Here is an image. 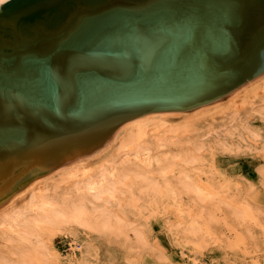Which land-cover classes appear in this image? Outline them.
Instances as JSON below:
<instances>
[{"label":"bare ground","instance_id":"1","mask_svg":"<svg viewBox=\"0 0 264 264\" xmlns=\"http://www.w3.org/2000/svg\"><path fill=\"white\" fill-rule=\"evenodd\" d=\"M225 9L231 21L215 22L230 32L246 9ZM220 23L204 24L200 33L179 27L177 36L139 30L136 50L126 47L121 57L59 56L52 68L60 86L55 113L15 91L10 98L0 91V161L17 166L23 161L14 156L20 155L49 166L28 179L9 175L12 164L0 171L2 182L13 185L0 200V264H56L54 236L94 220L103 229H128L133 242L127 250L141 252L150 240L146 221L169 209L171 235L194 251L205 243L225 249L238 230L252 238L255 229H264V207L251 189L246 196L226 194L230 189L214 180L205 157L264 145V133L250 124L254 116L264 121V31L236 60L213 70L200 64L201 51L215 40ZM49 46L54 44L40 52L48 53ZM88 67L133 78L100 105L82 108L73 73ZM9 127L23 129L24 137L13 140ZM228 222L236 224L226 228L228 237L214 231V224ZM73 247L74 264H92L83 244ZM130 263L140 264L136 258Z\"/></svg>","mask_w":264,"mask_h":264},{"label":"water","instance_id":"2","mask_svg":"<svg viewBox=\"0 0 264 264\" xmlns=\"http://www.w3.org/2000/svg\"><path fill=\"white\" fill-rule=\"evenodd\" d=\"M228 6L237 12L238 8L246 9L239 25L232 26L235 28L230 32L221 28V23L231 21L226 20L227 14H231L225 9ZM234 18L237 23L238 17ZM219 23L215 40L201 51L200 64L213 70L236 60L253 36L264 31V0H11L0 9V91L6 92L8 98L15 91L28 104H41L55 113L60 86L52 75V68L63 54L121 57L126 47L136 50L134 42L139 30L147 36L156 33L177 36L179 27L200 33L204 24L211 28ZM49 43L54 44L49 46V52H40ZM29 49L33 50L28 52ZM134 66L147 73L139 64ZM73 75L82 108L100 105L114 95L119 83L133 78V75L118 78L106 69L93 67L78 69ZM7 131L12 138L24 137L25 131L21 128L9 127ZM16 156L14 159H21L23 163L14 166L5 159L0 161V171L12 164L9 175H21L20 179L48 171V165L39 167ZM3 178H0V200L13 187L2 182Z\"/></svg>","mask_w":264,"mask_h":264},{"label":"rangeland","instance_id":"3","mask_svg":"<svg viewBox=\"0 0 264 264\" xmlns=\"http://www.w3.org/2000/svg\"><path fill=\"white\" fill-rule=\"evenodd\" d=\"M259 118L254 116L251 118L253 121L249 120V122L252 121L250 124L264 133V121ZM205 157L209 160L210 167H213L214 180L230 189L226 194L235 192L239 196H246L250 188L252 197L264 207V177L261 174L264 170L262 142H258L252 148L241 149L239 152L216 151ZM171 210L169 209L165 214L150 215L146 221L147 237L148 240L150 239L148 248L137 253L127 250L133 238L128 239L130 232L126 228L103 229L95 220L85 222L83 227L73 225L71 230L62 231L53 238V247L59 255L56 264H74L73 246L79 243L89 250L88 259L92 264H132L130 262L133 258H136L140 264H192L195 259V264H264V229H255L252 238L245 231L237 229V235L231 237L226 228L236 227L235 223L228 222L225 226L222 223L214 224V231L217 234L229 236L225 249L222 243H205L207 248L194 251L189 246L183 247L184 245L178 244L171 235L170 226L174 220ZM147 216L149 217V214ZM68 232L71 233L67 234Z\"/></svg>","mask_w":264,"mask_h":264},{"label":"snow or ice","instance_id":"4","mask_svg":"<svg viewBox=\"0 0 264 264\" xmlns=\"http://www.w3.org/2000/svg\"><path fill=\"white\" fill-rule=\"evenodd\" d=\"M3 2V0H0V3H2Z\"/></svg>","mask_w":264,"mask_h":264}]
</instances>
